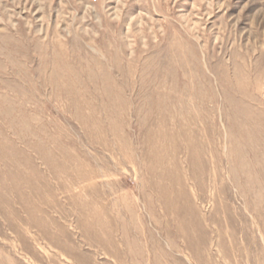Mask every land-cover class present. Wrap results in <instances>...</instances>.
<instances>
[{
	"label": "rangeland",
	"instance_id": "rangeland-1",
	"mask_svg": "<svg viewBox=\"0 0 264 264\" xmlns=\"http://www.w3.org/2000/svg\"><path fill=\"white\" fill-rule=\"evenodd\" d=\"M0 264H264V0H0Z\"/></svg>",
	"mask_w": 264,
	"mask_h": 264
}]
</instances>
